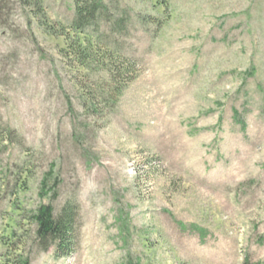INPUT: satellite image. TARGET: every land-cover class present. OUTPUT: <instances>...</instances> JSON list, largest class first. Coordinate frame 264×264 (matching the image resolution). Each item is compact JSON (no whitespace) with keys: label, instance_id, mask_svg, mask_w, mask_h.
Returning a JSON list of instances; mask_svg holds the SVG:
<instances>
[{"label":"rangeland","instance_id":"374dc122","mask_svg":"<svg viewBox=\"0 0 264 264\" xmlns=\"http://www.w3.org/2000/svg\"><path fill=\"white\" fill-rule=\"evenodd\" d=\"M105 1L82 66L74 0H0V264H264V0Z\"/></svg>","mask_w":264,"mask_h":264},{"label":"trees","instance_id":"16d2710c","mask_svg":"<svg viewBox=\"0 0 264 264\" xmlns=\"http://www.w3.org/2000/svg\"><path fill=\"white\" fill-rule=\"evenodd\" d=\"M74 2L76 18L72 29L77 35L83 37V42L89 43L90 48L84 47L79 41V44L74 45L72 49L80 64L86 66L92 58L98 57V52L92 50L91 41L100 40L99 37H94L88 32L91 30L99 31L102 22L105 20L113 23L114 26L116 25L117 32H121L122 22L109 12L105 0H74ZM94 42L99 45L97 41ZM104 54L105 61L102 58L98 62L101 63L102 69L108 67L106 71L110 74V79L113 82L118 81L120 74H124L123 71L126 74L132 73L128 68L116 70L112 68L116 54L113 49L106 48ZM127 78L126 80H131L133 77L131 79L130 77ZM120 88L121 85H116L115 92L119 93ZM33 221L36 225L37 245L41 252H46L52 247L55 248L57 257L70 256L76 252L80 245L81 236L80 208L77 203L67 202L60 210H57L53 204L41 205L34 214ZM25 264L29 263L25 262Z\"/></svg>","mask_w":264,"mask_h":264}]
</instances>
